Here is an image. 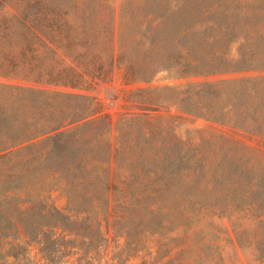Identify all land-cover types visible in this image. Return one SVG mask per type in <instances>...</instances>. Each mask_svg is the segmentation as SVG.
Returning a JSON list of instances; mask_svg holds the SVG:
<instances>
[{
    "label": "trees",
    "instance_id": "obj_1",
    "mask_svg": "<svg viewBox=\"0 0 264 264\" xmlns=\"http://www.w3.org/2000/svg\"><path fill=\"white\" fill-rule=\"evenodd\" d=\"M223 1L122 0L116 10L110 0H0V166L7 156L47 144L35 242L47 264H123L126 251L141 264L215 261L217 247L206 254L193 242L206 220L227 210L238 246L250 250L251 264H264V183L251 178L253 167L240 164L245 155L228 158L233 172L222 173L233 178V190L216 196L203 188L200 151L186 161L152 158L149 170L141 154L120 157L134 153L123 136L149 124L147 114L122 117L114 146L93 97L38 87L84 89L86 78L105 75L114 64L136 82L161 72L184 78L264 71V0L239 2L233 19ZM42 55L60 56L62 69H43ZM176 101L183 112L264 146V76L191 85ZM219 139L262 153L234 136ZM115 238L125 240V251L109 256Z\"/></svg>",
    "mask_w": 264,
    "mask_h": 264
},
{
    "label": "rangeland",
    "instance_id": "obj_2",
    "mask_svg": "<svg viewBox=\"0 0 264 264\" xmlns=\"http://www.w3.org/2000/svg\"><path fill=\"white\" fill-rule=\"evenodd\" d=\"M218 1L220 0H204L207 4ZM242 1L246 0H224L222 10L233 19V16L240 12L241 6L238 3ZM247 1L251 2V0ZM121 3L122 0H110L109 5L119 10ZM0 10H2V4H0ZM8 11L11 10L8 9L6 12ZM220 18L224 23L227 22L225 15H221ZM234 50L235 46L231 50L232 56ZM108 53L111 54L110 50ZM107 55L105 52V59ZM40 58H43L41 63L43 69L49 67L62 69L63 67L60 56L52 58L42 55ZM107 70L110 72L95 79L86 78L88 83L84 85V89L63 86L38 87L93 97L100 114L108 119L110 129L107 139L114 146L119 135L117 127L122 117L147 114L149 124L141 122L131 128L132 134L129 131L124 133L123 140L127 142L132 140L135 145L134 153L121 154L120 157L135 158L141 154L140 157L145 161L148 170L152 158L160 160L181 158L186 161L188 154L193 155L195 151H200L203 156V166L207 171L202 179L203 188L214 190V195L219 196L227 192L229 188L233 190V178L223 174L222 170L230 169L233 172V159L228 160V158H233V152H238L246 156L240 164H249L253 167L251 178L260 184L264 183V146L262 144L234 134L233 129L228 126L187 114L180 109L176 101L181 96V92L191 85L264 76V71L227 72L184 78L161 72L149 81L136 82L127 79L124 68L118 64L108 67ZM11 83L36 86L33 83L14 80ZM220 136L231 139L234 136L262 153L245 152L238 146L233 147V144L223 142L219 139ZM43 139L45 137L35 140L34 143ZM46 145L45 143L43 146L25 150L17 157L7 156L4 159V165L0 166V264H3L4 259H8V264H47L35 243L41 236L42 206L38 198L44 177L47 175L44 166L41 165L45 157L42 155L47 152ZM148 170H145L144 174ZM137 171L139 170L135 169V172ZM54 198L56 195H53ZM223 201L222 199L215 204L221 206ZM57 205L63 207L65 202L58 200ZM31 206H34V209L27 211L26 209ZM234 223L233 213L229 210L220 211L204 222L205 231L195 238L194 249L197 251L203 247L206 254H211L217 247L219 259L215 261L208 259L201 264H251L250 250L239 247L236 242ZM28 225L33 226L34 232H27ZM124 242L122 238L113 239L109 247V256L125 251L122 246ZM131 255L132 253L124 252L123 264H141L142 261L139 258H130ZM17 259L23 261L17 263L15 262Z\"/></svg>",
    "mask_w": 264,
    "mask_h": 264
}]
</instances>
